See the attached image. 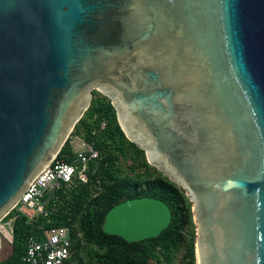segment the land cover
I'll use <instances>...</instances> for the list:
<instances>
[{
	"label": "water",
	"instance_id": "1",
	"mask_svg": "<svg viewBox=\"0 0 264 264\" xmlns=\"http://www.w3.org/2000/svg\"><path fill=\"white\" fill-rule=\"evenodd\" d=\"M95 90L186 191L196 264H264V0H0V219ZM171 222L144 197L113 207L103 230L132 243Z\"/></svg>",
	"mask_w": 264,
	"mask_h": 264
},
{
	"label": "trees",
	"instance_id": "2",
	"mask_svg": "<svg viewBox=\"0 0 264 264\" xmlns=\"http://www.w3.org/2000/svg\"><path fill=\"white\" fill-rule=\"evenodd\" d=\"M102 120L107 121V129L94 138L92 131ZM83 132L86 139L96 140V149L102 153V161L95 177L105 180V191L82 209L80 231L88 246L87 253L82 256L83 260H87L89 264H153L162 256L163 260L171 264L178 245L183 240V233L192 220L184 191L166 176L144 180L140 170L153 167L147 160L145 150L128 140L118 122L116 110L99 92L93 94L91 106L76 125L72 136ZM71 150L70 141H67L62 152L71 153ZM123 162L128 164L129 170L124 175ZM144 197L160 199L171 209L172 222L160 236L131 243L104 232L103 223L113 207ZM26 235V227L18 220L15 225L13 253L1 264H18L25 251Z\"/></svg>",
	"mask_w": 264,
	"mask_h": 264
},
{
	"label": "built area",
	"instance_id": "3",
	"mask_svg": "<svg viewBox=\"0 0 264 264\" xmlns=\"http://www.w3.org/2000/svg\"><path fill=\"white\" fill-rule=\"evenodd\" d=\"M97 92L116 110L108 96ZM107 126L102 120L92 136L96 138ZM72 133L67 139L71 153L62 152L66 141L22 198L0 219V234L12 247L10 256L17 221L21 220L27 229L25 251L18 264H89L82 258L88 246L80 231V219L83 207L105 191V180L95 177L102 153L96 149L94 138L86 139L84 132L75 136Z\"/></svg>",
	"mask_w": 264,
	"mask_h": 264
},
{
	"label": "rangeland",
	"instance_id": "4",
	"mask_svg": "<svg viewBox=\"0 0 264 264\" xmlns=\"http://www.w3.org/2000/svg\"><path fill=\"white\" fill-rule=\"evenodd\" d=\"M95 92H97V90L93 91L92 94H94ZM139 148H141V147L139 146ZM145 155H146V151H145ZM146 157H147V155H146ZM122 168L125 171V172H123V175L127 174L128 173L127 171H129V170H128V164L126 162H123ZM140 174L144 178V180L148 179L149 177H151L152 179H160V178L165 177V175L156 166H153L152 168H148V169L142 168L140 170ZM180 189H182V188L180 187ZM183 191H184V193H183L184 196L188 199L187 206L191 210L192 220H191V223L187 226L185 232L183 233V240L178 245V249L176 251L175 258L171 264H196V226H195L194 219H193L192 204H191V202L187 196L186 191L185 190H183ZM11 250H12V247H11ZM160 258H161L160 260L154 261L153 264H168L165 260H163L162 256Z\"/></svg>",
	"mask_w": 264,
	"mask_h": 264
},
{
	"label": "flooded vegetation",
	"instance_id": "5",
	"mask_svg": "<svg viewBox=\"0 0 264 264\" xmlns=\"http://www.w3.org/2000/svg\"><path fill=\"white\" fill-rule=\"evenodd\" d=\"M2 243L0 242V264L7 261L10 258V253L2 250Z\"/></svg>",
	"mask_w": 264,
	"mask_h": 264
},
{
	"label": "bare ground",
	"instance_id": "6",
	"mask_svg": "<svg viewBox=\"0 0 264 264\" xmlns=\"http://www.w3.org/2000/svg\"><path fill=\"white\" fill-rule=\"evenodd\" d=\"M197 264H198V262H197Z\"/></svg>",
	"mask_w": 264,
	"mask_h": 264
}]
</instances>
